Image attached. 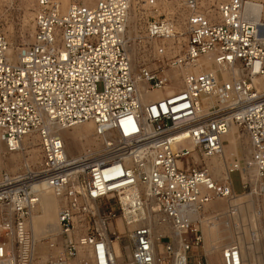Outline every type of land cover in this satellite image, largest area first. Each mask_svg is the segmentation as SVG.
<instances>
[{"label": "built area", "instance_id": "2783aa9c", "mask_svg": "<svg viewBox=\"0 0 264 264\" xmlns=\"http://www.w3.org/2000/svg\"><path fill=\"white\" fill-rule=\"evenodd\" d=\"M131 1L37 0L33 40L16 51L0 30V139L10 153L37 136L41 153L37 169L0 174V264H119L114 241L125 234L127 264H206L194 252L204 245L203 226L221 220L239 231L221 248V264L243 263V233L262 241L264 89L255 78L264 77V15L248 7L264 0H222L213 13L203 0H179L184 23L166 10L171 0H137L148 12L141 42L154 55L139 78L126 49ZM202 56L215 68L202 67ZM87 121L112 141L71 159L56 126ZM232 126L248 137L250 157L234 158L219 179L207 160L221 154ZM234 171L248 200L231 205ZM43 188L61 199L59 231L47 241L58 251L48 258L30 227ZM215 200L228 202L206 211ZM149 202L174 227L178 250L163 234L157 254ZM119 219L134 228L119 230Z\"/></svg>", "mask_w": 264, "mask_h": 264}, {"label": "rangeland", "instance_id": "374dc122", "mask_svg": "<svg viewBox=\"0 0 264 264\" xmlns=\"http://www.w3.org/2000/svg\"><path fill=\"white\" fill-rule=\"evenodd\" d=\"M81 0H61L63 4L68 3H78ZM83 1V0H82ZM222 0H203V5L211 11V13L214 12V9L218 5V3ZM86 3H89V5L94 4V0H85ZM135 2V8H134V20L128 21V31L131 30L134 37L128 38L129 44H133L135 48L134 56L132 54V65L134 64V67L136 68L137 72L139 70V67L143 63H149L153 61L154 55L151 51V49H148V47L145 46L144 42H140V37L144 36V29L146 25V19L148 16V12L144 11L137 3V0H133L132 3ZM37 0H0V30L6 35L7 39L9 40L10 44L13 47V50L16 51L21 47H24L28 45L30 42H32L34 37V14H35V8H36ZM179 0H171L169 1L166 6H169L170 8L166 10L169 12H174L179 17H181L183 23H184V16L183 11H181L178 7ZM180 21V20H179ZM182 21H180L182 23ZM182 30V28H181ZM163 44H168L169 41L165 40L162 41ZM172 76H175V71L172 73ZM160 95V93H158ZM156 94L155 96H158ZM147 97L149 96L146 94ZM151 96H154L153 93ZM73 128H70L69 131H72ZM33 138H28V140H32ZM95 139V141H94ZM91 148L92 149H98L101 148L103 140L98 138V141L96 142V138L91 137ZM37 143V141H36ZM99 143V144H98ZM35 145V144H34ZM227 145V143H225ZM32 148H35L31 152V159L29 160L30 166L33 169H37L40 162V150L37 145L33 146ZM90 147L85 148L84 150H80L81 154L83 152H86L87 150L91 149ZM79 146L78 144H74L72 146L73 152H79ZM0 154L3 155L5 165H0V174L3 172H19L24 168L25 164V157H29L30 154H26V156H22L19 154V152L16 153H7L3 150L1 142H0ZM11 154H14V158L11 157ZM231 179L233 182L234 189L236 193L242 194V184H241V178L240 174L237 171H234L231 174ZM244 195H241L239 198H243ZM59 198V206L61 204ZM240 202H245L248 200L247 197L243 199H238ZM218 203H221L223 205V208L226 207L227 202L226 200H216ZM252 202V203H251ZM259 204L256 203V205H260L263 208V215L260 220V225L262 228V241L259 240V242L256 243V247L253 253V257H249L246 255L247 258V264H264V198L263 200L260 199ZM249 205L253 208V201H249ZM221 207H213L208 206L205 207L206 211H216L223 209ZM207 223V222H206ZM246 224V221L245 223ZM242 226V225H241ZM209 228H211V232L213 233L211 237H207L206 232H209ZM54 229V228H53ZM52 229V230H53ZM120 230V229H119ZM124 231V230H121ZM203 232H204V245L199 250V252L195 251L194 254L199 253L200 255H205L204 260L206 264L209 262V264H221V248L231 243L238 235V230H236L233 226L231 227L229 224H226L225 221L220 222L219 226H211L210 224L203 226ZM243 232V230H242ZM246 232L243 233V241H241V244L244 242L246 245L251 244L250 237L246 235ZM52 238L50 235L42 238V244L39 245L36 249L39 256L43 258V252L45 253V258L50 257L51 255L55 254L58 249H49L47 246V241ZM163 242L166 241V239H162ZM121 244L123 247V259H121V264L128 263V256L130 251H128L127 247L130 245V240L127 234L121 236ZM130 248V247H129ZM257 260V261H256ZM167 264H171L170 261L167 262Z\"/></svg>", "mask_w": 264, "mask_h": 264}, {"label": "bare ground", "instance_id": "6f19581e", "mask_svg": "<svg viewBox=\"0 0 264 264\" xmlns=\"http://www.w3.org/2000/svg\"><path fill=\"white\" fill-rule=\"evenodd\" d=\"M83 1L85 2V0ZM132 1L130 5V10H129L128 21L134 20V16H135L134 15L135 2L133 4ZM166 8L169 9L170 7L166 6ZM248 10L250 13L255 14L259 18V16L264 15V4L263 3L258 4V5L251 4L248 7ZM127 34H128L127 35L128 37H127L126 49L132 60V54L134 56V54L136 53H135V48L133 44H129L128 38L130 37L133 38L134 35L131 30H129ZM141 41L142 40H140V42ZM199 61H200V65L206 69L215 68L214 60L209 56H202ZM174 71H175V76L177 77L180 74V71L172 70L171 74ZM222 73L226 76L225 68L222 69ZM133 74L135 75L136 78H139V72H137L136 68L134 67V64H133ZM255 82L258 84L259 87L264 89V77L255 78ZM139 87L145 88L144 83L139 82ZM170 91L171 90L168 89V87L166 90H152L151 92H149L148 94L149 96L147 97V99H157L167 94V92H170ZM152 93L154 96H151ZM158 93H160V95ZM156 94H158V96H155ZM56 128H57L58 133L61 135L62 139L64 140L66 154L71 159L76 158L79 155H81V151L84 150L85 148L87 147L91 148L90 146L91 137L96 138V142L98 141V138L102 139L103 140L102 146L112 141V139L108 137L107 135H101V136L96 135L95 126L90 121L83 122L81 124H77L69 128H65V127L57 125ZM70 128H73V130L69 131ZM28 138L30 137L26 138L23 148L17 151L23 157L26 156V154L28 155L30 154L29 157L24 158L25 159L24 165L26 167L30 165L29 160L31 159V152L35 149L32 147L36 145L37 136H33L32 140H28ZM224 140H225V143H227V145H225L224 143L223 151L221 152V154L214 156L211 159L207 160L208 166L213 170L215 177L219 179H225L228 177V165L233 161L234 158L239 157V159H241V157H244L246 161H248L250 157V149H248V137L241 134L238 127L232 126L231 129L228 131V133L224 136ZM0 142H1L3 150L6 151L5 145L1 141V139H0ZM74 144H78L79 152L72 151V146ZM10 153H16V152H10ZM11 157L14 158V154H11ZM40 159H41V156H40ZM0 165H5L3 155L1 154H0ZM241 195L243 194L237 193V195L232 197L230 204L231 205L237 204L239 202L238 199H242V198H239L241 197ZM91 205L93 208L96 209L95 204L92 203ZM208 206L223 208V205L221 203H218L216 200L208 203L205 207H208ZM148 208H149V215L151 216L150 223H151L152 235L154 239V246H155V250L157 254L159 253L158 249L159 248L162 249V242L159 241V237L163 234H169L172 236L173 238L172 241L176 249L178 250L180 247V237L174 232V227L169 223L161 222L159 213H153L154 211H157L158 209L156 203L149 202ZM58 214H59V197L52 189L43 188L41 192L40 201L38 205L34 208L32 212V216H31V220H30V227L33 233V242L35 243L36 249L38 248L39 245L42 244L41 242H42L43 237L50 235L52 239L55 238L56 233L59 231ZM117 225L120 230H124V231L132 230L135 226L134 224H130L126 226L120 219L118 220ZM110 226L111 228H113V223L110 224ZM206 234H207V237L212 236L213 233L211 232V228H209V232L207 231ZM251 244L246 246V244L242 243V251H243V263L242 264H247L246 255L249 257L251 256L253 257L252 252H254L256 244H252V245ZM129 247L130 246L127 247L128 251H130ZM114 252L117 257L118 263L121 264V259H123V247L118 240L114 241ZM128 253L130 256V252ZM83 254L85 255V252L80 253L81 256H83ZM43 258H45L44 252H43Z\"/></svg>", "mask_w": 264, "mask_h": 264}]
</instances>
